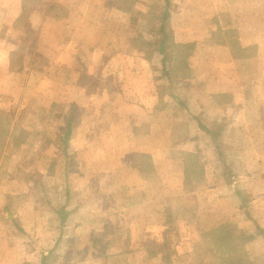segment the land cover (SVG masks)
I'll return each mask as SVG.
<instances>
[{
	"label": "crops",
	"instance_id": "crops-1",
	"mask_svg": "<svg viewBox=\"0 0 264 264\" xmlns=\"http://www.w3.org/2000/svg\"><path fill=\"white\" fill-rule=\"evenodd\" d=\"M140 1L0 0V264H264V0Z\"/></svg>",
	"mask_w": 264,
	"mask_h": 264
},
{
	"label": "trees",
	"instance_id": "trees-1",
	"mask_svg": "<svg viewBox=\"0 0 264 264\" xmlns=\"http://www.w3.org/2000/svg\"><path fill=\"white\" fill-rule=\"evenodd\" d=\"M163 1H160V4H155V7L158 9L163 7L164 5L165 7L162 8V12L158 15L159 20H160V26L158 28V33L160 34L159 38L150 41V45H154L157 44L158 47L156 48L163 56H162V62H169L170 59H172V56L175 54H172V50H175V48L179 47V48H185V46H177L175 47V44L172 42V36L171 33L168 31V18H169V13L167 10V4H168V0H165L163 3ZM157 9L155 11H157ZM185 57H182L179 61H181L184 64L185 61ZM178 66V64L176 65ZM228 246H231V248H233V245L231 243V245L229 244ZM231 248L227 249L228 251H232ZM235 251L233 252V256L232 253L229 254V256H226L225 258V264H243V258L242 255L240 254L239 256L237 255L236 252V248H234Z\"/></svg>",
	"mask_w": 264,
	"mask_h": 264
},
{
	"label": "rangeland",
	"instance_id": "rangeland-1",
	"mask_svg": "<svg viewBox=\"0 0 264 264\" xmlns=\"http://www.w3.org/2000/svg\"><path fill=\"white\" fill-rule=\"evenodd\" d=\"M153 3V0H142V1H140V3H139V5H140V8L142 7V8H148V5L149 6H151V4ZM139 10V9H138ZM9 114H11V111H9V110H7V111H0V116L1 117H6V118H8V115ZM0 128H1V123H0ZM20 137H22V136H19V138ZM5 144V140H3V139H0V147H2L3 148V145ZM27 157V156H26ZM26 157H24V158H22V160L18 163V165L17 166H24L25 164V162H27L28 161V159H26ZM4 161H5V165L7 166V165H9L10 164V162H9V157L7 156V158H4ZM6 162H7V164H6ZM9 162V163H8ZM11 162H12V166L13 165H15V163H16V161H12L11 160ZM37 176V177H36ZM32 177H34V178H38V175L37 174H32ZM120 208H121V206H119V205H116L115 207H114V209L113 210H120ZM118 237H119V240H121V239H124L125 237H124V235H121L120 233H118ZM101 255V254H100ZM199 255H201V254H199ZM99 259H103L104 260V257H103V254H102V257H99L98 258V260Z\"/></svg>",
	"mask_w": 264,
	"mask_h": 264
}]
</instances>
